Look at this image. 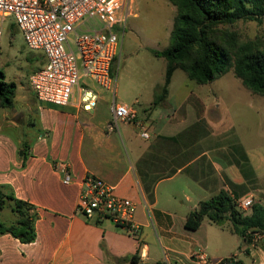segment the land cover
Segmentation results:
<instances>
[{
    "label": "crops",
    "instance_id": "0c3cea01",
    "mask_svg": "<svg viewBox=\"0 0 264 264\" xmlns=\"http://www.w3.org/2000/svg\"><path fill=\"white\" fill-rule=\"evenodd\" d=\"M171 12L174 19L177 8ZM92 86L99 99L90 111L75 98L60 107L39 102L33 92L40 105V132L24 161L13 159L10 150L9 162L17 169L0 177V187L34 205L36 239L22 243L11 234L0 235V264H200L195 256L201 252L214 259L235 255L238 264H264V234L252 248L230 223L219 226L205 218L196 230L185 226L188 214L222 188L264 205V150L254 143L258 130L245 137L235 134L225 147L216 131L229 123H216L207 113L216 97L174 92L172 79L158 105L154 92L144 105L138 99L130 105L117 102L135 113V122H118L110 130L112 95ZM143 124L148 139L141 136ZM58 162L68 164L70 184L55 170ZM87 174L137 204L138 236L110 219L88 220L78 212L80 183ZM171 181L162 201L161 185ZM1 220L9 224L17 216L7 207ZM102 243L115 261L105 255Z\"/></svg>",
    "mask_w": 264,
    "mask_h": 264
},
{
    "label": "built area",
    "instance_id": "2783aa9c",
    "mask_svg": "<svg viewBox=\"0 0 264 264\" xmlns=\"http://www.w3.org/2000/svg\"><path fill=\"white\" fill-rule=\"evenodd\" d=\"M132 0H0V51L3 25L11 19L23 34L26 46L40 50L46 62L29 75V86L37 100L55 106H67L77 99L85 111L92 110L99 99L93 84L112 95V118L109 129L118 122H135V113L125 104L116 102V83L111 65L121 47L115 28L125 27L132 13ZM83 81V82H82ZM89 82L92 83L89 85ZM141 136L148 139L145 125ZM62 181H72L69 166L55 163ZM77 210L86 219H110L124 231L138 236L140 226L134 217L137 204L117 196L114 187L103 179L87 174L80 183ZM240 211L249 210L251 197L236 201ZM248 244L256 248L262 234L254 233ZM200 264H238L235 255L210 258L196 254Z\"/></svg>",
    "mask_w": 264,
    "mask_h": 264
},
{
    "label": "rangeland",
    "instance_id": "374dc122",
    "mask_svg": "<svg viewBox=\"0 0 264 264\" xmlns=\"http://www.w3.org/2000/svg\"><path fill=\"white\" fill-rule=\"evenodd\" d=\"M131 8L133 14L128 16L124 29L123 26L114 29L121 38V47L111 65V72L116 83V102L130 105L138 99L144 105L153 92L158 94L159 87L164 83L167 62L164 58L156 57L150 49L161 51L172 43L171 9L176 8L168 0H132ZM12 23L8 19L3 25L0 70L7 81L16 83L17 95L13 108L0 109V177L15 168L9 162L10 150L13 159L24 161L22 143L32 145L40 132V105L35 101L28 79L45 57L42 51L26 46L22 32ZM229 28L238 34L241 41H251L264 47V23L240 20ZM172 87L174 92L201 91L216 97L219 113L215 109V101L209 105L207 113L216 123L219 120L224 124L229 123L226 128L220 126V130L217 128L216 131L225 147L228 143L224 141L232 139L235 134L245 137L258 130V135L256 132L254 134V143H259L264 150V96L246 89L232 71L201 85L189 80L183 70L177 69L172 78ZM231 122L233 125H230ZM173 183L164 182L161 185L162 201L164 191Z\"/></svg>",
    "mask_w": 264,
    "mask_h": 264
},
{
    "label": "trees",
    "instance_id": "16d2710c",
    "mask_svg": "<svg viewBox=\"0 0 264 264\" xmlns=\"http://www.w3.org/2000/svg\"><path fill=\"white\" fill-rule=\"evenodd\" d=\"M168 1L177 8L172 43L161 51L150 49L167 62L164 83L154 97V105L165 100L176 69L183 70L191 81L199 84L210 83L232 71L246 89L264 96V47L241 41L229 28L240 20L264 23V0ZM16 95V83L7 81L0 70V109L13 108ZM22 147L26 158L29 145L23 142ZM237 200L234 190L222 188L188 214L186 228L198 229L205 218L219 226L230 223L231 230L250 243L254 233L264 234V205L253 202L250 212L245 213L237 208ZM7 207L17 216L9 224L1 220V212ZM36 219L34 205L17 198L10 188L0 187V235L11 234L22 243H32L36 239ZM101 247L111 258L103 243Z\"/></svg>",
    "mask_w": 264,
    "mask_h": 264
}]
</instances>
